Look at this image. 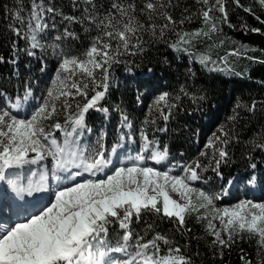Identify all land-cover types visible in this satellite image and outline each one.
<instances>
[{
	"label": "snow or ice",
	"instance_id": "snow-or-ice-1",
	"mask_svg": "<svg viewBox=\"0 0 264 264\" xmlns=\"http://www.w3.org/2000/svg\"><path fill=\"white\" fill-rule=\"evenodd\" d=\"M202 2L207 6L200 13L203 27L192 32L174 27L183 25L189 17L176 21L167 12L161 13L166 22L159 25V36L163 38L166 31L173 32L177 39L169 46L174 50L187 51L185 46L201 36L211 38V34L219 30L220 23L233 27L224 0H215L211 4L209 0ZM233 2L264 24V19L257 16L251 7H245L240 0ZM259 3L264 7V0H259ZM85 4L92 5L93 0H85ZM73 6H78L76 0H73ZM168 6L159 5L160 9ZM30 7L27 18L22 15L23 9L15 12L12 18L19 22L20 27L13 23L9 26L10 31L28 42L26 51L29 56H35L37 49L50 47L60 57L53 80L57 87L49 88L43 102L34 108L30 117L24 118H20V97L13 99L11 95L0 93V179L4 178L5 169L37 164L50 156L53 173H67L65 178L69 183L62 184L48 202L35 207L34 211L8 224L0 223V264H193L191 256L186 255L167 234L157 231L151 239L146 240L145 235L132 231L133 222L141 221L145 213L171 221L177 231H190L186 227V220L194 215L198 222H205V231L214 237L212 244L215 247H229L237 236L246 232L255 237L260 249H264V203L242 201L231 208L217 207L216 201L227 194L236 178L230 179L227 186L221 185L219 192L195 188L192 183L203 179L201 172L207 170L199 160L183 165V176L151 166L149 161L161 164L166 160L168 148H157L158 141L150 139L143 126L139 129V151L126 161H121L119 166L112 159V153L117 152L119 146L109 150L103 143V137L91 148L73 147L76 139L74 133L77 129L85 128L89 110L108 112L106 108L101 109L99 104L108 91L112 64L119 62V56L143 53L144 41L140 33L150 31L155 36L156 23L151 22L147 26L138 23L133 15L135 5L113 3L111 7L116 11H110L99 19L88 7L84 8L81 17L65 16L52 0H48L47 4L44 0H31ZM145 10L148 12L147 19L153 21L157 5L148 0L141 12ZM214 12L221 15L216 17ZM56 16H62L69 24H83L86 21L101 30L102 34L91 38L83 58L68 51H57L64 41L77 40L79 36L65 26L62 32L57 30L49 38V30L57 29ZM125 19L126 22L122 23ZM243 27L247 28V25ZM250 31L261 30L252 28ZM13 45L15 47V41ZM207 59L204 57V60ZM0 62H3V57H0ZM69 65L72 67L70 72ZM24 88V99H27L32 95L30 85H24ZM167 97L168 93H163L154 101L156 107L164 102V107L168 109L159 113L165 122L170 119L171 108L175 106L168 105ZM256 107L253 101L249 111H255ZM60 112L65 115L63 123L55 120L46 127L44 122L53 120ZM120 116L121 125L131 128L128 116L123 112ZM69 122L72 131L67 130ZM151 122L155 123L154 120ZM166 130L157 129L161 132ZM57 132L63 134V144L58 143ZM125 138L135 142L131 133L120 137L121 140ZM229 139L230 133L221 127L218 134L213 133L205 144L206 149L214 152L211 161L214 167L211 170L221 180L224 177L220 166L228 160ZM256 147L264 150V142ZM30 153L35 155L30 156ZM200 155L207 153L202 151ZM12 187L18 195L24 192L31 195L42 187V182L37 188ZM170 192L178 193L183 203L173 199ZM215 221H219V227ZM110 225H118L120 229V236L114 245L106 239ZM152 229L151 223L146 225V231ZM164 247L166 252L162 251ZM129 248H133V251L130 252ZM116 253L123 254L125 258L113 259L112 254ZM241 259L244 264H251L246 257L242 256ZM261 264H264V260Z\"/></svg>",
	"mask_w": 264,
	"mask_h": 264
},
{
	"label": "trees",
	"instance_id": "trees-1",
	"mask_svg": "<svg viewBox=\"0 0 264 264\" xmlns=\"http://www.w3.org/2000/svg\"><path fill=\"white\" fill-rule=\"evenodd\" d=\"M52 2L65 16L81 17L84 8L88 7L98 19L110 11H116L111 7L113 3L135 5L133 15L138 23L147 26L154 22L158 26L155 36L150 31L140 33L144 41L143 53L119 56V62L112 64L109 69L108 91L99 104L100 108L108 109L112 121L104 124L103 118L89 110L86 123L93 132L88 140L96 135V127L104 124V130L97 136L103 137V143L110 149L121 133L128 134L120 123V113L123 112L128 116L133 138L140 140L139 129L143 126L149 138L158 141L161 149L167 146L168 164L172 163L176 169H181L183 165L199 160L207 167L206 171L201 172L203 179L193 182V187L219 192L221 185L227 186L230 179L238 176L235 185L229 190V196L216 201L217 207L231 208L241 201L264 203V150L256 147L264 142V24L255 16L244 12L243 8L237 7L233 0H224L229 22L233 27L220 23L219 30L211 34V38L201 36L185 46L187 51L174 50L169 46L177 39L173 32L166 31L163 38L159 36V25L166 22L161 13L167 12L176 21L189 17L183 25L177 24L174 27L192 32L203 27L200 13L207 6L202 0H151L157 5L153 21L147 19V10L141 12L148 0H93L92 5H86L85 0H76L77 7L73 6V0ZM214 2L215 0H209V4ZM240 2L245 7H251L257 16L264 19V7L259 0ZM44 3L47 4L48 0H44ZM160 4L169 6L160 9ZM30 6L31 0H0V57H3V62H0V93L11 95L15 99L24 95V85H30L33 99L25 111L20 113L22 117H30L34 108L43 102L49 88L57 87L53 80L60 59L49 47L44 50L43 56L47 64L42 72L40 65L26 70L18 63L13 70L7 62L12 58L13 41L15 46L21 43V39L10 31L9 26L13 23L20 27L19 22L12 17L18 9H23L22 15L27 18ZM213 15L218 17L221 14L214 12ZM48 22L51 23V20ZM56 24L57 29L49 30V38L57 30L62 32L65 26L79 36L77 40L64 41L57 51H68L81 58L90 46L91 38L98 33L102 34L94 24L89 25L86 21L83 24H69L62 16H56ZM252 28H259L261 31L252 32ZM112 43L115 46V41ZM234 52L237 54L233 55ZM204 57L208 59L204 60ZM163 93H168V105H175L171 108V116L167 122L159 115L161 110L168 111L164 102H161L160 107L154 104L156 98ZM253 101L257 107L255 111H249ZM73 108L75 109V102ZM232 117L234 119H230ZM64 119V113L60 112L53 120L44 123L48 127L55 120L63 123ZM146 120L148 123H145ZM153 120L155 123L151 122ZM70 125L71 122L68 131H72ZM221 127L230 133L227 146L229 157L220 166L223 180L211 170L214 167L211 163L213 150L205 148L213 133L218 134ZM159 128L167 130L157 131ZM116 132L118 133L115 135ZM78 134L77 129L75 138ZM55 135L58 137L59 133ZM87 148H90L89 144ZM202 151L207 155L201 156ZM253 164L256 165L255 168L252 167ZM24 168L28 171L30 164L24 165ZM172 174L178 175L179 171H172ZM252 176L257 181L256 192L245 183ZM24 177L27 179L26 171ZM149 223L153 225V229L146 231ZM215 223L219 227V221ZM186 227L190 231H177L176 225L171 221L145 213L141 221L133 222L132 231L145 235L146 240L151 239L157 231L167 234L181 246L186 255L191 256L193 264H244L242 256L251 264H261L264 260V249H260L255 237L246 232L237 236L229 247H215L212 244L214 237L205 231V222H198L194 215L188 216ZM119 236L118 225H110L106 238L108 243L114 245ZM132 244L134 246L135 240ZM129 249L133 251V248ZM162 251L166 252V247Z\"/></svg>",
	"mask_w": 264,
	"mask_h": 264
},
{
	"label": "rangeland",
	"instance_id": "rangeland-1",
	"mask_svg": "<svg viewBox=\"0 0 264 264\" xmlns=\"http://www.w3.org/2000/svg\"><path fill=\"white\" fill-rule=\"evenodd\" d=\"M28 47H29L28 42L25 41L24 39H21L20 45L15 46L13 48L12 58L9 59L7 62L13 68V70H15L14 67L18 63L22 64L26 68V70L27 69L31 70L36 65H40V72H42L43 67H45L46 64H47L46 61H45V58L43 56V54L45 53L44 49H37V50H35L36 51V55L35 56H29L27 54V51H26V49H28ZM69 69H72L71 65L68 66V70ZM128 73L130 74V72H128ZM101 109H104V108H101ZM94 113H96L98 117H102L103 118L104 124H109L112 121V115L109 114L108 112L99 111V110H95L94 109ZM20 118H24V117L20 116ZM104 124L102 126H97L96 127V129L94 130L96 135L93 137L92 140H88L87 138H88V135H90V132H93V129L91 131H90V127H89V129L87 128V130H84V128L83 129H78V133L79 134L77 135L78 137L75 139L76 144L73 145V147H76L78 144H82V143L85 144V145L82 144V148H87L88 144L90 145V148L95 146L96 143H97V139L100 138V136L98 137L97 135H98L99 132H102L104 130ZM125 130H127L128 133H130L132 128H129V127L125 126ZM115 135H116V133H115ZM63 141H64V136L59 132L58 143L63 144ZM81 141H82V143H81ZM134 141L135 142H129L126 138L124 140H121L120 137H119V143H117V145L119 147H117V148H119V150L121 149V151L124 148V151H122L124 156H120L117 159V161H116L117 162V164H116L117 166H119V163L121 161H126L129 156H134L139 151V142H140V140L139 139L137 140V139L134 138ZM34 155H35L34 153H30V156H34ZM166 161L167 160H164L161 164H154L152 161H149V164L151 166L156 167L158 170H162V171L163 170H171V172L172 171H179L178 175H181V176L184 175L183 167L181 169H176L175 166L167 167ZM44 163L47 164V168L51 172H53V162H52V158L50 156L46 158ZM22 167L23 166H20L18 168H13V169H5V172L7 173V175H9V177H7V178L9 179L10 177H13V179H15V181L20 182L22 180V177L24 176V169H21ZM253 177L254 176H252V178ZM252 178H250L249 180H246L245 183L249 184V187H250V189L253 192H256V190H257V183L256 182L257 181H255V179L253 180ZM55 183H56V181L53 180L52 181V185H51L50 197L60 187V186L59 187L56 186ZM8 191H9V189H8ZM170 195L172 196L173 199H176L178 202L183 203V201L180 200V197H179L178 193L170 192ZM228 196H229V191L223 197L226 198ZM49 198H47V199L49 200ZM6 201H7V199H6ZM39 206H40V204H39ZM28 213H26L24 215H27ZM15 220L16 219L13 217L12 221H15ZM1 223L6 224L5 222H1ZM123 257H124L123 254H121L120 256L116 255V254H112V258L113 259H122Z\"/></svg>",
	"mask_w": 264,
	"mask_h": 264
},
{
	"label": "bare ground",
	"instance_id": "bare-ground-1",
	"mask_svg": "<svg viewBox=\"0 0 264 264\" xmlns=\"http://www.w3.org/2000/svg\"><path fill=\"white\" fill-rule=\"evenodd\" d=\"M121 152V150H119V148H117V152H114L113 153V156H112V159L114 160L115 159V154H118V153H120ZM115 162V161H114ZM114 164H117V162L116 163H114ZM45 177H44V174L42 175V178H41V182H42V187H40L39 188V190H34L33 192H32V194L31 195H28L27 194V192H24L23 194H24V197H26V196H31V201L30 200H26V201H28V203H29V201L31 202V204H32V206H27V205H25V204H23V205H21V210H25V209H30L28 212H30V211H33V210H35L34 208L36 207V205H34L35 203L36 204H38L37 205V207L39 206V203H40V201L39 200H41L42 198H43V196H45V194H46V192H47V190H46V187H47V181L44 179ZM66 182H68V180H63V183H66ZM38 185L39 184H36V185H33L32 187L33 188H37L38 187ZM51 185L52 184H50L49 185V190L48 191H50L51 190ZM62 185V184H61ZM50 193H51V191H50ZM50 193H49V197H50ZM48 197V198H49ZM46 202H48V199H46L45 200V202L43 203V204H40V205H44ZM30 204V205H31ZM1 205L2 206H5L6 205V202L4 201V199L1 201ZM26 211V210H25ZM3 218H5L4 217V215H2L1 213H0V221L3 219ZM11 221H9V223H10Z\"/></svg>",
	"mask_w": 264,
	"mask_h": 264
}]
</instances>
